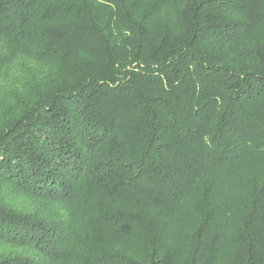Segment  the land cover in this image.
<instances>
[{
    "label": "trees",
    "instance_id": "trees-1",
    "mask_svg": "<svg viewBox=\"0 0 264 264\" xmlns=\"http://www.w3.org/2000/svg\"><path fill=\"white\" fill-rule=\"evenodd\" d=\"M0 264H264V0H0Z\"/></svg>",
    "mask_w": 264,
    "mask_h": 264
}]
</instances>
